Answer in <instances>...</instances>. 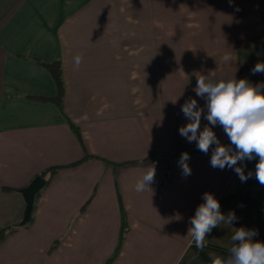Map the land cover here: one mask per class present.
Instances as JSON below:
<instances>
[{
    "label": "crops",
    "instance_id": "crops-1",
    "mask_svg": "<svg viewBox=\"0 0 264 264\" xmlns=\"http://www.w3.org/2000/svg\"><path fill=\"white\" fill-rule=\"evenodd\" d=\"M33 59L60 61L63 110L34 99L53 97L56 85ZM257 62L264 63V0H0V186L8 188L0 190V228L22 219L20 189L60 166L40 190L33 221L0 242V264H177L203 194L218 200L244 184L234 169L213 168L211 156L182 149L198 150L179 134L187 123L181 105L194 98L207 111L193 90L197 72L235 70L237 79L264 82L252 72ZM206 123L202 115L201 129ZM213 131L230 143L221 126ZM182 152L190 156L186 177ZM151 164L153 191L138 193ZM119 200L128 230L113 258ZM220 211L237 219L213 228L205 248L193 244L180 264L227 255L235 228L264 242V185Z\"/></svg>",
    "mask_w": 264,
    "mask_h": 264
},
{
    "label": "clouds",
    "instance_id": "clouds-1",
    "mask_svg": "<svg viewBox=\"0 0 264 264\" xmlns=\"http://www.w3.org/2000/svg\"><path fill=\"white\" fill-rule=\"evenodd\" d=\"M231 59V55L227 53L222 57L224 63H229ZM80 62L81 57L77 56V68ZM252 72L264 73V63L257 62ZM193 90L205 100L207 111H204L196 99L186 100L181 105V110L187 123L180 126L179 134L189 143L195 142L202 153L207 154L211 148V166L234 169L242 182H246L252 175L251 172L245 174L244 162L258 158L255 178L264 185V82L254 85L246 78L237 79L235 70L231 73L210 70L207 74L196 73V86ZM180 95L181 92L172 102L175 103ZM202 115L208 123L201 129ZM216 125L224 129L230 141L228 145L222 144L214 133L213 127ZM189 159V154L182 152L178 160L185 177L191 175ZM154 179L155 164H151L136 181L135 191L152 193ZM236 219L234 212L222 214L218 200L210 192H205L203 202L190 217L188 235L191 238L179 254L177 264H180L193 244L202 251L206 236L213 228L219 227L221 223L232 225ZM235 229L227 255L208 253L211 264H264V242L253 239L257 232L244 227Z\"/></svg>",
    "mask_w": 264,
    "mask_h": 264
},
{
    "label": "trees",
    "instance_id": "trees-1",
    "mask_svg": "<svg viewBox=\"0 0 264 264\" xmlns=\"http://www.w3.org/2000/svg\"><path fill=\"white\" fill-rule=\"evenodd\" d=\"M33 61L42 66L43 68L47 69L54 82H55V85H56V94L53 96V97H50V98H45V97H34V99L38 100V101H49V102H53L55 103L60 110H63V96H64V82H63V77H62V68H61V64H60V61L59 60H55V61H52V62H44L42 60H39V59H33ZM70 124V127L74 130L75 134L77 135V137L79 138V131H78V128L72 123V122H69ZM180 147H183V146H179L177 147L176 151L172 154V155H169L166 157L167 159V170L168 172L166 173V180L164 181V183L162 184V186L165 185L167 179L169 178V175H170V167H171V164H172V161L176 158L177 154L179 153L180 150ZM182 149H186L192 153H201V154H205V153H202L201 151L199 150H193L191 148H187V147H183ZM206 155H209L211 156V149L209 150V152L206 154ZM154 156V154H150V157ZM89 157H91L90 155H86L83 160H86L88 159ZM78 162L74 163L73 165L77 164ZM60 168V166H53V167H49L45 170H43L42 172H40V174H38L39 176H41L44 180H45V185H47L50 181V179L53 177V175L56 173V171ZM247 188H251V186H248L245 182L243 184V188H241L238 192L234 193V194H231V195H227V196H221L219 199H218V202L221 205L225 204V203H228V202H231L233 201L237 195H239L241 193L242 190L244 189H247ZM0 190H8V188H5V187H2L0 186ZM40 191L36 194L35 196V200H34V204H33V210H34V207H35V202H36V199L38 198V195H39ZM119 207H120V214H121V222H120V231H119V240H118V244L116 246V249L114 251V256L113 258L117 255L119 249H120V246L122 244V241L124 240V237H125V234L128 230V225H127V221H126V215H125V212H124V209H123V206L119 200ZM33 221V213H31V217L29 219V221L27 223L24 224V226H27V224L31 223ZM18 224L17 225H14V226H8V227H5V228H0V242L10 233H12L13 231H15L17 228H18Z\"/></svg>",
    "mask_w": 264,
    "mask_h": 264
},
{
    "label": "water",
    "instance_id": "water-1",
    "mask_svg": "<svg viewBox=\"0 0 264 264\" xmlns=\"http://www.w3.org/2000/svg\"><path fill=\"white\" fill-rule=\"evenodd\" d=\"M244 171L246 175L249 172L252 173L251 178H249L246 181V184L248 186L258 187L261 185L255 178V164L249 161H245ZM44 184H45V180L41 176L36 175L27 186L20 189V192L22 193L24 200H25V210H24L23 217L18 223V225H24L25 223L29 221L32 210H33L35 196L43 188Z\"/></svg>",
    "mask_w": 264,
    "mask_h": 264
}]
</instances>
